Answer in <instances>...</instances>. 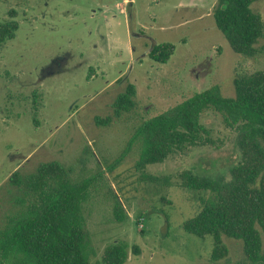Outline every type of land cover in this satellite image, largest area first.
I'll list each match as a JSON object with an SVG mask.
<instances>
[{"label": "rangeland", "instance_id": "374dc122", "mask_svg": "<svg viewBox=\"0 0 264 264\" xmlns=\"http://www.w3.org/2000/svg\"><path fill=\"white\" fill-rule=\"evenodd\" d=\"M217 1H0V24L18 26L0 44V226L20 195L12 175L58 162L88 184L91 262L122 241L140 249L125 264H213L212 240L183 228L205 196L181 188L179 177L230 180L241 160L237 132L209 112L204 146L145 168L140 143L127 147L143 121L216 85L234 97L236 77L264 70V56L234 53L218 30ZM252 8L264 22V0ZM165 43L175 46L169 62L152 61L153 46ZM127 84L137 105L117 116L113 105ZM224 243L228 256L216 264H243L242 242Z\"/></svg>", "mask_w": 264, "mask_h": 264}, {"label": "trees", "instance_id": "16d2710c", "mask_svg": "<svg viewBox=\"0 0 264 264\" xmlns=\"http://www.w3.org/2000/svg\"><path fill=\"white\" fill-rule=\"evenodd\" d=\"M259 1L218 0L213 11L216 27L233 52L248 59L264 56V22L252 8ZM17 28L15 22L0 24V44L11 40ZM174 53L173 44H156L149 58L167 64ZM233 84L234 97H225L216 85L143 121L127 150L138 141V166L161 164L207 144L212 132L203 117L209 112L220 115L224 126L238 134L241 160L230 170V180L199 177L190 171L180 175L181 188L205 196L183 228L197 238L212 240L213 264L228 256L224 239L242 242L243 264H264V70L236 77ZM136 93V87L127 84L116 97L117 116L136 108ZM9 184L20 195L11 198L15 208L0 226V264H125L130 251L140 255L138 246L130 249L119 241L91 262L96 251L84 215L88 184L76 183L60 163L41 164L28 176L17 171Z\"/></svg>", "mask_w": 264, "mask_h": 264}]
</instances>
